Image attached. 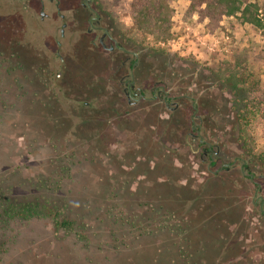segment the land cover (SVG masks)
Wrapping results in <instances>:
<instances>
[{
  "label": "rangeland",
  "instance_id": "obj_1",
  "mask_svg": "<svg viewBox=\"0 0 264 264\" xmlns=\"http://www.w3.org/2000/svg\"><path fill=\"white\" fill-rule=\"evenodd\" d=\"M96 1L146 48L138 76L164 80L180 108L128 106L102 66L81 54L63 67L51 29L0 0V264H264V220L240 170L244 159L264 175V125L240 123L219 71L249 50V68L264 72V0H249L260 23L239 14L214 29L190 0H170L171 36L146 41L128 33L129 0ZM192 100L201 135L220 148L212 171L186 141ZM235 158L236 167L213 172ZM7 199L66 207L88 244L57 231L49 209L8 215Z\"/></svg>",
  "mask_w": 264,
  "mask_h": 264
},
{
  "label": "flooded vegetation",
  "instance_id": "obj_2",
  "mask_svg": "<svg viewBox=\"0 0 264 264\" xmlns=\"http://www.w3.org/2000/svg\"><path fill=\"white\" fill-rule=\"evenodd\" d=\"M15 1L30 16L51 29L55 45L54 59L63 67L78 59L81 54L85 64L97 63L102 66L107 78L118 85L128 106H136L145 100L159 101L172 112L180 108L177 97L167 89L168 84L164 80L153 79L146 71H142L141 77L138 76L142 70L146 48L127 39L121 33L116 20L96 0ZM69 54L73 55L68 63L66 57ZM58 76H61V72ZM185 97L189 98L188 95ZM82 103L90 104L87 101ZM190 106L193 115L186 141L194 154H199L203 161H207L208 170L212 171V166L222 159L219 145L201 135L202 118L196 115V100H192ZM195 117L199 118V123L195 122ZM237 159L239 158L230 163L224 161L213 172L228 171L236 167ZM240 170L254 183L253 204L259 205L261 219L264 220V195L259 181L264 175L256 174L244 159H240Z\"/></svg>",
  "mask_w": 264,
  "mask_h": 264
},
{
  "label": "trees",
  "instance_id": "obj_3",
  "mask_svg": "<svg viewBox=\"0 0 264 264\" xmlns=\"http://www.w3.org/2000/svg\"><path fill=\"white\" fill-rule=\"evenodd\" d=\"M169 1L129 0L127 9L131 13L133 24L128 28V33L131 36L134 35L135 38L137 35H142V39L145 41L170 37L169 19L164 15ZM190 2V11H197L202 18H207L211 29L218 27L224 16L239 14L243 16L244 21L260 23V19L257 17V9L256 11L251 9L255 7V4L249 0H190ZM248 51L244 50L230 62L223 63L219 71L226 74V81L233 90L231 99L240 123L242 125L263 123L264 125V82L261 78V74L264 75V72H257L249 68L251 54ZM245 136L243 134L242 137L246 142L249 134H245ZM48 203L52 207L49 208L50 205L43 204L41 201L23 203L18 206L7 199L5 213L13 216L15 212L18 214L20 211L22 217L28 219L33 216L41 217L44 215V211L49 209V216L57 231L67 233L73 231L79 240L87 239L80 230H75L74 227L77 222L66 213V207L60 208L58 203L52 201ZM88 242L87 239L86 245Z\"/></svg>",
  "mask_w": 264,
  "mask_h": 264
}]
</instances>
